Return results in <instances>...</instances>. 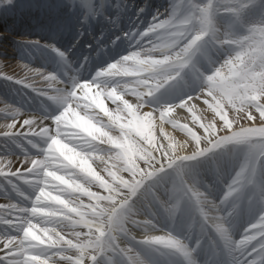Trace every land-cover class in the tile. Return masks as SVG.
<instances>
[{
	"label": "clouds",
	"instance_id": "clouds-1",
	"mask_svg": "<svg viewBox=\"0 0 264 264\" xmlns=\"http://www.w3.org/2000/svg\"><path fill=\"white\" fill-rule=\"evenodd\" d=\"M175 5L167 0L152 17L157 23L105 64L97 62L102 50L70 61V72L0 60V75L25 81L33 94L0 100V135L12 131L10 119L23 121L11 154L0 157L10 173L0 195L20 213L14 234L0 232L5 246L21 250L15 264H38V256L78 264L100 247L116 249L101 264H122L118 250L137 264H185L180 250L190 264H207L220 236L230 252L218 264H252L264 253V0ZM175 76L186 82L182 103L161 99ZM224 138L232 139L223 154H208L198 175L182 177L197 198L162 195V204L114 215L135 173ZM225 184L233 195L221 203L216 188Z\"/></svg>",
	"mask_w": 264,
	"mask_h": 264
},
{
	"label": "rangeland",
	"instance_id": "rangeland-1",
	"mask_svg": "<svg viewBox=\"0 0 264 264\" xmlns=\"http://www.w3.org/2000/svg\"><path fill=\"white\" fill-rule=\"evenodd\" d=\"M146 1L140 0L137 2L133 0L132 11H130V17L127 19L126 9L120 12L116 11L114 9L116 1L110 0V5L113 9L107 12L106 15H104L103 11L99 15H94L96 21L102 26L99 25L97 28H92L85 26L83 23L85 22L84 15L81 12L74 15V18L65 19L71 13L69 8L61 10L58 17L57 11L49 7L40 16L38 14V6L32 1L31 3L19 4L16 10L10 9V4L0 0V9L5 10L0 16V60L6 61L9 67H14L18 61L23 60L30 63L33 67H44L49 70V66L35 58L34 54L41 52L40 56L45 57L51 53L55 54V52L50 48L33 44L32 41H21L14 38L16 34H24L32 37L40 36L41 39L47 42L46 45H54L57 49L65 52L68 57L77 47L80 50V52L77 50L79 54L84 51L95 53L103 49V52L107 53V55L100 56L101 58L97 62L99 64L111 62L112 59L126 53L128 50L129 41L125 39L123 34L129 31L144 30L152 21V17L156 15L155 11H148L142 18L140 17L141 12L139 10L144 7ZM141 2L142 5L140 4ZM95 4L99 5L98 2ZM118 16H120L119 23L125 21L126 17L127 24L119 27L116 23L109 22V18L116 20ZM104 29L107 30L104 32ZM117 37H119L118 40ZM113 41H116L115 45H113ZM89 43L91 47L87 48ZM75 44L77 45L76 47L74 46ZM117 46L118 49H116ZM32 95L30 90L23 89L21 85L13 81L0 79V97L3 99L10 102L21 101L26 97L31 98ZM2 152L3 147L0 146V153ZM3 174V172H0V179H2ZM0 217H4L1 210ZM5 222L7 224L10 223L14 227L19 223V220L15 219L14 222H7L3 218V221H0V229H4Z\"/></svg>",
	"mask_w": 264,
	"mask_h": 264
},
{
	"label": "snow or ice",
	"instance_id": "snow-or-ice-1",
	"mask_svg": "<svg viewBox=\"0 0 264 264\" xmlns=\"http://www.w3.org/2000/svg\"><path fill=\"white\" fill-rule=\"evenodd\" d=\"M183 0H176V10L178 11L182 7ZM102 11L95 3L92 5L91 12L88 19L92 15H99ZM141 13L144 9L139 10ZM155 17V15H154ZM110 23H117L118 18L113 20L109 18ZM157 20L153 19L152 24H156ZM143 30L129 31L125 35V39L131 44L132 41L137 40L138 37H141ZM131 38V40L129 39ZM146 38V37H145ZM118 40V38H117ZM33 44H39V41L32 42ZM116 41H113L115 45ZM44 47L50 48L53 52L57 53L59 57V64L65 65L66 71L70 72L71 62L68 59V56L65 52L57 49L54 45H44ZM103 51V49H101ZM27 67H31L28 65ZM182 67V66H181ZM0 79L13 81L14 83L25 86V81L18 80L15 77L9 76L7 74L0 75ZM211 79V77H210ZM186 87V82H181L179 76L168 79L167 82L163 83L161 91L165 88H168L169 91L178 96V102H183L187 99V95L184 92ZM0 100H3L4 103H9L7 100L0 97ZM20 122H14L10 119L9 127L12 129L9 133L0 135V146L3 147V152L0 153V157L10 155L13 149V142L10 139L13 135H18L15 133V128L20 126ZM232 138H224L216 141L211 144L209 147L204 148L203 151L197 152L191 156L181 157L179 159L168 158V162L164 163L161 160L154 168L150 167L145 171H140L134 174V178L130 179L129 182L124 186L122 195L117 200L116 208L114 215H119L122 210L125 209H134L138 203L150 202L152 204H162L161 196L171 194L174 197L187 196L190 198H197L198 193L189 189L183 181L182 177L188 173L192 175H198L200 169V163L204 162L206 156L212 152H221L226 149L229 142ZM2 167V165H0ZM232 184H235V181H232ZM217 198L221 203L227 201L233 195L232 187L228 184H225L223 187L217 185L216 188ZM179 202V201H178ZM12 207V205H10ZM127 218L125 217V220ZM0 221H3V217H0ZM7 230L9 234H14L13 227L5 222L4 229H0V232ZM203 230V229H202ZM215 231L217 233L221 232L219 226H216ZM7 241H0V264H15V257L21 255V250L13 246H5ZM199 246V245H198ZM178 247V245H177ZM113 249H105L104 247L97 248L95 250L89 251L78 259V264H101L103 257L106 255V251H113ZM230 252V241L226 236H220L219 239H213L211 245L208 249V255L212 256L211 260L207 261V264H218V257L223 254ZM24 255L35 256L37 253L34 252H24ZM118 254L121 258L122 264H137V259L132 257L124 250H118ZM190 253L184 250H180L177 254L178 257L185 258V264H190ZM45 260H48V257L42 256ZM52 259H59L58 256L52 257ZM264 261V253L256 255V259L252 261V264H261ZM48 264H51V260H48ZM63 264V262H61ZM247 264V262H245Z\"/></svg>",
	"mask_w": 264,
	"mask_h": 264
},
{
	"label": "bare ground",
	"instance_id": "bare-ground-1",
	"mask_svg": "<svg viewBox=\"0 0 264 264\" xmlns=\"http://www.w3.org/2000/svg\"><path fill=\"white\" fill-rule=\"evenodd\" d=\"M6 2V0H4ZM31 1L33 3H35L38 7V14L41 16L42 13H44V11H47L49 7H51L52 10L57 11V16L59 17V12H61V10H64V8H69V11H71L69 16H66L65 19H69V18H74L73 16L76 14H79L80 12L84 15V21L83 22L85 24V26H89L92 28H97L99 25H101L98 21H96V19L94 18V15L90 16L88 19H86V17L89 16V13L91 12L92 9V5L93 3L98 2L99 3V7L100 9H102V11L104 12V15H106L107 12H110L113 8H111L110 5V0H12L10 4V9H18V5L22 4V3H28ZM116 1V6H115V10L120 12L123 9H126V15H127V19L130 17L129 13L130 11H132V4L133 1L132 0H128V4H127V8L125 5L126 0H124V3H121V0H115ZM135 1H140V0H135ZM142 5V2L140 3ZM51 5V6H49ZM125 5V6H124ZM162 5L166 6L167 5V0H147L145 2L144 7H142V9H144V11L141 13L140 17L142 18L143 15L146 14V12L148 11H155L156 14L158 11H162ZM66 6V7H65ZM4 9H0V16L2 13H4ZM119 19L120 16H118V22L116 23L117 25H119V27L124 26L125 24H127L126 22V17H125V21H121V23H119ZM70 23V22H69ZM119 23V24H118ZM102 26V25H101ZM107 29H104L103 31L105 32ZM124 35V34H123ZM35 37V38H34ZM25 36L24 34H16L14 36L15 39L17 40H21V41H39V45L44 46L47 44L46 41H44L43 39L40 38V36ZM99 39V38H97ZM75 47L77 46L76 44L74 45ZM90 47V43L87 45V48ZM78 48V47H77ZM72 52L71 55H69V59L70 61H79L80 59L83 58L84 55L89 54L92 51H84L82 53L84 54H79L77 53L80 52L79 48ZM118 49V46L117 48ZM41 52H37L34 54L35 58H38L41 62L45 63L47 66H49V70H54L55 68H57L59 66V57L57 55V53L53 54H49L45 57H41L40 56ZM95 54V53H93ZM102 56V55H101ZM75 58V59H74ZM101 57H99L100 59ZM52 60H54V62H52ZM168 95H163L161 97L162 100H167V99H177L178 96L176 95H172V97H167ZM0 165H2V167H0V172L3 173H8V167L6 164V161L3 159H0ZM200 167H204V162L200 163ZM10 174V173H8ZM11 202H9L3 195H0V210L2 211V213L4 214V219L7 222H14L15 219H20V213L18 212L17 209H14L12 207H10ZM34 259L38 262L45 260L42 256H38V257H34Z\"/></svg>",
	"mask_w": 264,
	"mask_h": 264
}]
</instances>
